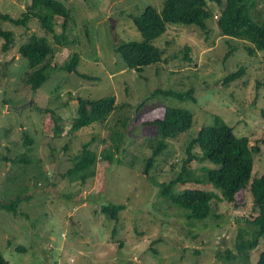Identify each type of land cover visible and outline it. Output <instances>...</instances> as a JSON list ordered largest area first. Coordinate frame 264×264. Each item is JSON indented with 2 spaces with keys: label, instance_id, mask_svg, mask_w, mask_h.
<instances>
[{
  "label": "rangeland",
  "instance_id": "obj_1",
  "mask_svg": "<svg viewBox=\"0 0 264 264\" xmlns=\"http://www.w3.org/2000/svg\"><path fill=\"white\" fill-rule=\"evenodd\" d=\"M59 1L71 14L61 46L36 18L27 26L0 20V29L15 33L14 46L6 53L0 37V203L20 199L17 212L0 208V253L9 264H242L240 257L231 258L238 256L240 231L245 240L253 239L251 221L257 210L251 186L234 203L222 200L209 186H198L218 199L207 219L195 221L161 196L159 184L180 176L190 141L203 126L214 124L215 115L238 136H247L251 146L260 147L253 180L264 175V53L252 56L247 51L251 43L223 36L217 20L225 0H208L213 16L207 20V31L169 24L168 32L153 41L169 62L141 72L130 70L117 45L141 40L133 17L148 5L162 11L166 0ZM31 2L0 0V11L18 17ZM63 21L56 18L58 34L64 31ZM33 34L57 46L42 69L47 81L36 93L26 82L33 70L19 53ZM75 55L78 63L72 71ZM241 68L240 79L223 84ZM157 89H193L195 100L153 96ZM111 95L118 107L108 118L71 129L80 96ZM169 107L190 109L194 123L190 130L168 138V149L146 174L152 139L159 134L154 121ZM54 119L63 128L59 136ZM86 146L97 153L98 163L80 175H69L75 156ZM109 150L116 154L115 163L103 158ZM205 166L214 167L193 164L199 176ZM109 204L125 205L119 219L102 212ZM263 252L264 236L251 252L252 264L259 263Z\"/></svg>",
  "mask_w": 264,
  "mask_h": 264
},
{
  "label": "trees",
  "instance_id": "obj_2",
  "mask_svg": "<svg viewBox=\"0 0 264 264\" xmlns=\"http://www.w3.org/2000/svg\"><path fill=\"white\" fill-rule=\"evenodd\" d=\"M221 3L222 0H215ZM68 7L59 0H32L20 16L14 17L7 12L0 11V20L10 21L15 25L27 26L32 18L40 21L42 27L54 36V44L64 45L67 36L65 31L70 19ZM213 13L208 5V0H166L162 11L148 5L140 15L133 17V22L140 32L141 40L124 41L117 45L116 51L124 60L125 66L130 70L143 71L147 66L159 63H167L169 59L164 57V52L153 44V41L168 32L169 24L195 25L207 31V20ZM62 17L63 32L56 33V18ZM223 36L246 40L251 43L247 46L249 54L254 56L257 52L264 53V0H225V6L221 10L217 20ZM0 37L5 42L2 51L8 52L14 46L15 33L12 30L0 29ZM57 46L50 43L47 37L31 35L28 41L20 45L19 53L29 62L32 73L29 74L28 85L33 93H36L47 81L42 71L47 67L49 57L56 53ZM189 51V49H188ZM188 54V52H187ZM185 58L189 59L188 55ZM78 55L72 60V71H76ZM244 69L228 75L223 84L228 86L242 77ZM90 80V76L82 75ZM158 94L176 95L182 100H195L193 89L179 93L172 90L157 89L152 92ZM115 96L102 98L82 97L78 98V115L75 117L71 129L79 130L88 125L100 122L108 118L117 109ZM54 119V132L59 136L63 128ZM159 127V134L152 139V156L148 161L145 173L148 174L154 160L168 149V138H175L190 130L194 123V113L184 107H169L166 115L154 121ZM123 135L120 136L117 152L121 151ZM31 144L32 140L29 139ZM196 150V153L194 152ZM258 146H251V140L245 135L235 134L233 127L219 115H215L214 124L203 126L196 136L190 141L188 148L189 157L183 161L180 176L169 184H159L160 194L174 206L183 208L188 212L191 220L204 221L211 215L212 202L218 199L216 193L198 186H209L220 192L222 200L228 203L236 202L238 194L251 186L257 215L251 221L254 227L253 239L245 240L242 231L237 242L238 256L242 264H252L251 252L255 250L264 236V175L253 180L255 168V154H260ZM103 158L115 163L116 154L109 150L103 154ZM99 156L89 147H85L81 153L75 156L73 167L68 171L69 175H80L96 166ZM210 163L214 167H202V176L197 175L193 168L194 163ZM188 184H190V187ZM182 189L177 192V188ZM20 199L10 204H1L0 208L17 212ZM125 210V205L109 204L102 207V212L119 219L120 213ZM242 239V240H241ZM24 251V249H19ZM238 260V259H237ZM0 264L9 262L0 253ZM258 264H264V252Z\"/></svg>",
  "mask_w": 264,
  "mask_h": 264
}]
</instances>
